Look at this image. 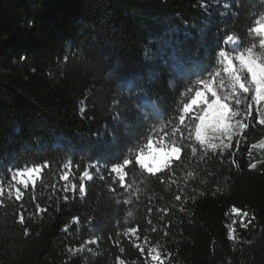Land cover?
I'll use <instances>...</instances> for the list:
<instances>
[{
    "label": "trees",
    "instance_id": "16d2710c",
    "mask_svg": "<svg viewBox=\"0 0 264 264\" xmlns=\"http://www.w3.org/2000/svg\"><path fill=\"white\" fill-rule=\"evenodd\" d=\"M260 12V0H0V264H150L137 243L165 264H264V167L243 146L238 167L185 149L166 179L129 165L121 186L111 173L148 137L167 139L185 89L233 47L226 32L246 45ZM32 167L41 175L16 201L12 174ZM82 170L86 194L65 200Z\"/></svg>",
    "mask_w": 264,
    "mask_h": 264
},
{
    "label": "snow or ice",
    "instance_id": "6c2138e0",
    "mask_svg": "<svg viewBox=\"0 0 264 264\" xmlns=\"http://www.w3.org/2000/svg\"><path fill=\"white\" fill-rule=\"evenodd\" d=\"M260 3L264 4V0H260ZM224 7L229 8L230 5L225 3ZM248 36L251 40L245 45L238 33L226 32L222 45L233 47L218 46L214 65L205 70L207 75L201 73L200 78L185 89L186 93L191 94L190 100L183 102L182 109L173 117L167 139L164 136L155 140L148 137L134 160L126 157L122 163L112 167L111 173L118 177L117 183L124 185L129 165L133 168L138 165L143 172L158 180L166 179L182 161L185 149H190L192 155L198 152L201 155L208 152L230 154L233 157L231 163L238 167L235 157L240 155L243 146L249 166L252 169L264 167V135L251 143L248 141L251 130L264 129V12H260L254 24L249 26ZM83 111L81 108V112ZM257 153L261 154L259 158ZM89 167L94 168L95 165ZM41 172L42 167H32L12 174V181L16 185V201H21L25 190L35 186ZM62 179L69 181V175L64 174ZM91 179L92 173L82 170L80 183L66 184L64 199L75 196L83 198L86 194L85 182ZM3 195L4 189L0 186V197ZM175 199L179 201L182 197L177 195ZM233 212L238 218H248L247 221H239L241 227L247 228L251 223L249 214L236 209ZM20 221L25 223L23 216ZM235 232L236 229H230L229 236L235 238ZM124 234L138 235L135 228L126 230ZM96 243L97 241L89 239L78 248H69V255L81 254L88 246ZM136 248L138 252L146 255L150 264H165L162 259L163 252L157 247L149 246L145 249L137 243ZM116 264H126V261L118 258Z\"/></svg>",
    "mask_w": 264,
    "mask_h": 264
},
{
    "label": "rangeland",
    "instance_id": "374dc122",
    "mask_svg": "<svg viewBox=\"0 0 264 264\" xmlns=\"http://www.w3.org/2000/svg\"><path fill=\"white\" fill-rule=\"evenodd\" d=\"M232 46V45H231ZM38 180V179H37Z\"/></svg>",
    "mask_w": 264,
    "mask_h": 264
}]
</instances>
